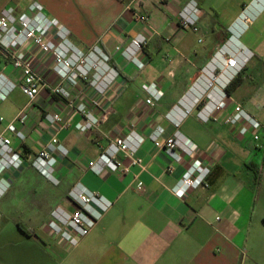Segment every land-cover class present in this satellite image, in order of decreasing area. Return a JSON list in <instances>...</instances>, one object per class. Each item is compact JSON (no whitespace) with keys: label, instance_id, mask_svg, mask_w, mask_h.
<instances>
[{"label":"crops","instance_id":"crops-1","mask_svg":"<svg viewBox=\"0 0 264 264\" xmlns=\"http://www.w3.org/2000/svg\"><path fill=\"white\" fill-rule=\"evenodd\" d=\"M191 1L200 9L198 34L179 27L180 12ZM33 3H39L48 16L68 28L80 50L89 52L98 45L119 73L103 98L111 111L105 123L82 134L76 129L82 118L74 115L70 126L58 132L60 143L69 151L67 156H59V187L28 166L55 134L45 120L46 113L58 111L68 116L71 112L65 103L43 91L22 128L27 135L25 143L6 132L28 104L17 101L23 94L19 88L2 110L0 117L5 121L0 122V135L12 138L26 167L0 176V203L18 192L24 181L33 185L29 191L32 209L41 207L42 200L55 198L52 212L58 206L74 211L68 196L76 186L112 203L90 234L77 247L64 251L61 260L49 251L47 258L36 263L264 264V200L260 195L264 187L260 178L264 175V128L259 132L260 140L255 141L252 134L242 136L240 126L223 122L239 104L264 127V0H0V13L11 6L27 12ZM245 11L251 19L248 28H242L238 20ZM140 15L148 16V22L138 20ZM139 34L150 39L138 55L144 63L142 69L124 54ZM206 40L208 45L198 48L197 43ZM223 49L244 66L238 74L242 83L231 94L226 89L238 75L226 67L220 54ZM158 57L167 64L165 69L153 65ZM1 72L19 79V72L0 54ZM213 73L219 82L208 89L207 79ZM44 77L53 84L58 82L51 66ZM153 82L164 94L154 108L145 103V87ZM85 89L82 85L73 91L75 105L89 103ZM222 93L229 97L228 109L202 122L198 112L205 103L219 101ZM200 100L203 102L197 108ZM186 108H193V112L183 118ZM170 114L182 120L180 128L174 127ZM157 127L163 129L162 141L179 131L197 147L195 158L212 162L206 186L191 190L184 198L172 193L193 159L184 155L176 162L158 148L151 138ZM133 131L142 138L137 155L144 170L131 167L122 154L123 165L130 166L127 174L110 169L98 174L90 168L112 140L128 137ZM36 197L41 200L36 201ZM3 207L7 212L15 208L11 204ZM16 225L26 233L21 223ZM28 231L36 238L35 230ZM38 240L40 249L46 248L45 240ZM55 248L63 253L59 241Z\"/></svg>","mask_w":264,"mask_h":264},{"label":"built area","instance_id":"built-area-1","mask_svg":"<svg viewBox=\"0 0 264 264\" xmlns=\"http://www.w3.org/2000/svg\"><path fill=\"white\" fill-rule=\"evenodd\" d=\"M200 15L198 3L189 2L180 12V29L189 30L195 34L200 33ZM138 20L146 23L148 16L140 15ZM238 20L242 28H248L251 22L246 11ZM149 43L150 39L147 36L139 34L133 38L124 52L127 59L140 69L144 68V63L138 55ZM0 54L7 64L19 72L17 80L3 72L0 73V106L9 99L16 88H19L28 99L27 106L8 124L6 132L14 134L22 143L26 142L27 135L22 128L27 124L30 107L35 104L43 91H49L51 95L61 98L65 103V109L72 113L68 116L58 111L46 113L45 120L55 134L37 152L32 161V166L48 181L56 186L60 185L61 180L57 169L59 156H67L69 151L60 143L58 132L70 126L74 115H80L82 118L76 125V129L82 134H89L105 123L111 111L105 107L103 98L117 80L119 73L110 65V57L98 45L89 52L80 50L72 42L70 30L57 19L48 16L39 3H33L27 12L22 13L13 6L2 10ZM220 54L226 67L234 70L235 75L243 70L244 66L239 64L235 55L224 49ZM49 66L52 67L58 79L56 84L44 77V72ZM207 80L208 89H211L219 82V77L213 73ZM82 85L86 87L85 93L89 97V103L75 105L73 91ZM145 92L147 94L145 103L152 108L156 107L164 95L156 82L148 84ZM207 97L210 101L213 99L211 94ZM228 98L226 93H222L219 101L205 103L202 110L198 112V118L202 122H208L210 118L216 117L215 114L225 112L228 109L226 101ZM202 102V100L198 101L196 107H200ZM192 112L193 108L184 109L183 118L189 117ZM169 118L175 128H180L181 119L171 114ZM3 121L5 118L0 117V122ZM223 122L230 127L240 126V134L242 136L252 134L255 141L260 140L259 132L264 128L239 104H235L234 112L228 113ZM162 133L163 129L157 127L151 135L158 148L165 150L176 162L182 161L184 155L193 159L184 176L172 189V193L178 198H184L191 190L206 186L212 173V162L195 158L198 154L197 147L179 131L165 141L161 140ZM141 142L142 138L134 131L128 137H116L102 152L99 159L90 163V168L98 174L106 169L127 174L130 172V166H137L144 170V162L137 155ZM121 154L130 160L129 167L123 165L119 158ZM24 167H26L25 158L14 148L12 138L1 134L0 176ZM69 196L77 209L55 211L54 220L50 224L60 236V243L67 251L77 247L80 240L90 234L103 214L112 206V203L105 198L80 186L74 187Z\"/></svg>","mask_w":264,"mask_h":264},{"label":"rangeland","instance_id":"rangeland-1","mask_svg":"<svg viewBox=\"0 0 264 264\" xmlns=\"http://www.w3.org/2000/svg\"><path fill=\"white\" fill-rule=\"evenodd\" d=\"M208 43L209 41L206 40L205 43H197V45L198 48H203L204 46H207ZM161 60V57H158L157 61L153 63V65L160 70L165 69L167 66V64H162ZM16 99L18 102L28 101L23 94H19ZM6 102L8 103V100ZM6 102L0 106V115L3 114L2 110ZM28 167L34 169L32 162H30ZM260 178H263L264 180V175L263 177L260 176ZM31 183L32 182L24 181L20 190L11 193L3 203L4 205L11 204L15 207L14 209L7 212L5 207H3V204L0 203V264H37L36 262H38V260L48 257L47 254L49 251L55 254L57 253V258L61 260L64 257V251L67 252L64 247L62 248L63 253H60L55 248L56 241H59L60 243V236L51 228L50 224L54 220L53 215L55 214V211H61V209L66 211L72 210L63 208V206H58L56 210L52 212L55 205V198H47L45 201L42 200L41 207L32 209L30 204L31 198L29 197V191L33 186ZM59 186L60 185H57V187ZM41 188L43 189V186H41ZM260 195H262V199L264 200V187L260 189ZM68 198L70 199V196H68ZM39 199L41 200V197H36V201ZM43 203H45L44 206ZM71 203L76 210L77 206L72 201ZM17 222L21 223L27 230H35L37 233L36 238H32L28 233L20 231L16 225ZM58 224L61 225L59 222ZM46 233L51 236L50 239L47 238L45 235ZM41 238L45 240L46 248L40 249L39 244L41 243L38 239L42 241Z\"/></svg>","mask_w":264,"mask_h":264},{"label":"trees","instance_id":"trees-1","mask_svg":"<svg viewBox=\"0 0 264 264\" xmlns=\"http://www.w3.org/2000/svg\"><path fill=\"white\" fill-rule=\"evenodd\" d=\"M242 83L241 75H238L227 87L226 91L228 94H231L240 84ZM26 233L30 234V232L26 231Z\"/></svg>","mask_w":264,"mask_h":264}]
</instances>
